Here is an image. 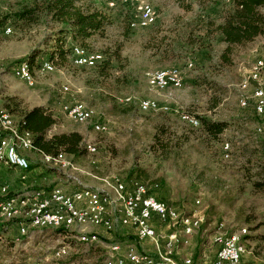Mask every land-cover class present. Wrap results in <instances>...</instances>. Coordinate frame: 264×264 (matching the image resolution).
Here are the masks:
<instances>
[{
    "label": "rangeland",
    "instance_id": "rangeland-1",
    "mask_svg": "<svg viewBox=\"0 0 264 264\" xmlns=\"http://www.w3.org/2000/svg\"><path fill=\"white\" fill-rule=\"evenodd\" d=\"M31 1L0 0V16L11 15L0 29V112L5 111L3 104L8 98L21 100L25 108L40 105L57 121L52 134L79 132L88 152H94L71 159L72 170H61L57 164L47 163L43 155L30 153L31 164L39 168L40 186L77 188L82 183L94 190H107V183L113 179L136 180L131 181V187L156 184L158 188L148 189H157L154 194L176 207L179 215L193 214L200 223L188 246H183L184 239L177 233L176 259H212L216 232L243 229L245 254L241 264H264V117H257L251 104L241 108L238 103L251 96L257 83L264 85V65L262 70H253L256 61V65L264 64V38L234 47L228 55L230 63L225 64L221 38L217 34L205 37L204 25L197 21L220 23L228 8L226 0H191L183 4L190 5L189 10L173 0H153L155 22L146 28L131 27L139 10L121 4V0H82L112 21L102 36L89 41V52L101 53L105 59V52L113 53L122 46L119 58L112 60L109 77H100L98 67L78 68L70 61L63 68L54 65V72L39 76L38 65L49 60L56 26L43 21L20 27L13 14ZM127 25L131 28L124 36ZM191 30L199 39L194 45L187 39ZM32 54L35 79L30 87L13 76V69ZM169 68L180 71L182 86L161 91L152 75ZM62 87L68 88L66 95ZM146 98L167 110L139 111L138 101ZM64 102H80L91 109L94 121L105 125L104 132H95L91 123L81 125L67 119L61 112ZM182 115L222 122L226 128L218 142L207 141L196 132L179 149L173 144L165 151L152 152L158 127L175 132V137L198 131L186 125ZM17 222L0 225V264H102L112 243L154 255L153 245L135 244L133 230L109 235L100 232L97 244H83L76 229L30 228L20 236ZM158 234L160 240L165 229Z\"/></svg>",
    "mask_w": 264,
    "mask_h": 264
},
{
    "label": "built area",
    "instance_id": "built-area-1",
    "mask_svg": "<svg viewBox=\"0 0 264 264\" xmlns=\"http://www.w3.org/2000/svg\"><path fill=\"white\" fill-rule=\"evenodd\" d=\"M121 4L141 8L142 11L147 9V4L141 3V0H121ZM256 63L257 61L254 65ZM163 78L166 80L164 75ZM252 90L257 94V102H251L250 108L257 117L262 118L264 112H260V105H264V96L261 95V90H255V87ZM144 100L157 105V110H167L160 104L148 101V98ZM180 119L189 120L196 127L194 117L182 115ZM22 150H31L28 149L26 138L18 135L16 139H9L4 131L0 132V154L2 151H9L14 158L24 163L28 160L22 158ZM57 157L66 160L67 166H72L71 159L64 155ZM107 186V190H96V195H87L72 187L65 189L55 186L48 189L39 186L15 194L6 187H0V225L4 223V216L8 212H21V220L17 222L20 236H25L30 228L55 229L56 220H64L63 229H76L77 239L83 244H97L100 232L109 235L117 230H138V237H134L135 244L149 243L154 246V255H149L134 251L129 246L124 247L121 243H112L108 246L102 264H108V259H115V264H231L232 258L242 261L245 252L238 251V241H243V235H246L243 229L231 233L216 232L214 236H221V243H213L212 238L216 253L212 259L204 257L196 260L192 256L176 259L175 250L178 247L175 246V237L179 231L187 230L176 227L180 211L170 203L158 199L154 194L156 190H149L148 186L140 192L131 191V181L116 180L107 183ZM192 217L193 214H190L189 218ZM161 228L165 229L166 234L160 241L158 233ZM55 256L58 257V254Z\"/></svg>",
    "mask_w": 264,
    "mask_h": 264
},
{
    "label": "trees",
    "instance_id": "trees-1",
    "mask_svg": "<svg viewBox=\"0 0 264 264\" xmlns=\"http://www.w3.org/2000/svg\"><path fill=\"white\" fill-rule=\"evenodd\" d=\"M173 1L181 8L190 9V5L183 6V4L191 0ZM13 17L22 28L38 25L43 21L56 26L55 31L51 35L53 40L50 39L53 45L52 50L48 54V61H52L51 63L58 68H63L69 61L72 64L70 56L73 46L89 51V41L95 36H102L105 29L112 25V21L106 13L85 4L82 0H32L29 5L22 6L20 11L14 13ZM9 18H11V15L8 14L0 16V29L4 27ZM202 23L205 37L217 34L221 38L222 43L225 45L221 60L223 63L229 64L228 55L234 47L246 46L258 38H264V0H229L228 8L223 14L220 23L215 24L209 19L197 21L198 25ZM128 27L130 25L126 26L124 36L128 34ZM192 34V30L187 33V39L190 40L191 45H194L195 41H199V39L193 37ZM121 47V45H118L113 53L105 52L106 58L104 59L103 57V60L91 69L98 67L100 77L108 78L112 68V60L119 58ZM165 55L166 57L168 56L167 52ZM34 61L35 54H32L28 57V60L19 64H26L33 73L32 65ZM3 109L12 118L15 117L17 119V121H14L18 131L32 135L33 149L25 153L29 162V170L34 167L29 159L32 152L40 154L41 157L43 155L58 158L57 156L64 155L72 160L83 158L89 153L86 147L87 144L84 143L83 137L79 132L52 134L51 131L57 126V121L52 113L46 111L43 107L25 108L22 106L21 100L8 98L3 104ZM195 118L198 120V127H191L185 124L191 129H198V131H190L193 133L189 134L182 132L179 137H175V132L171 133L167 128L158 127L153 134V144L150 146V150L152 152L165 151L173 144V147L179 149V147H183L189 141L190 134H196V132L207 141L218 142L219 136L226 128V125L204 117ZM128 180V182L136 181ZM140 182L145 183L143 181ZM145 184L148 185L147 183ZM154 186L158 188L156 184L148 185V187ZM157 198L160 199L159 197Z\"/></svg>",
    "mask_w": 264,
    "mask_h": 264
},
{
    "label": "bare ground",
    "instance_id": "bare-ground-1",
    "mask_svg": "<svg viewBox=\"0 0 264 264\" xmlns=\"http://www.w3.org/2000/svg\"><path fill=\"white\" fill-rule=\"evenodd\" d=\"M153 0H141V3L147 4L146 11H142L141 8H138L139 12L137 14L136 21H132L131 27L133 28H146L148 26H151L155 22V12L152 7ZM145 19V20H144ZM144 20V22H142ZM6 33H9V30L5 31ZM82 56V58L80 57ZM70 60L72 64L75 67L78 68H86L91 69L95 67L97 64H99L103 60V55L96 52H89L88 50H85L78 46H73L71 51ZM263 63H258V65H255L253 67L254 71H259L263 69ZM55 67L54 65L48 61V60H41L40 65L37 69V75L43 76L44 74H50L54 72ZM163 75L166 77V80H164ZM13 76L20 80L21 82L25 83L27 86H33L34 85V76L30 70V68L26 64H19L16 68L13 69ZM179 81H176V78ZM155 87L161 91H165L169 88L173 89H179L182 86V76L180 71L177 68H169L164 70H158L152 75ZM255 90H261V95L264 96V85L257 83V87ZM68 93L67 87H62V94L66 95ZM148 101L154 102L155 104H158L157 102L148 99ZM125 102H130V99H125ZM242 102V105H241ZM251 102H257V94L253 93L250 97H243L241 98L238 103L239 107L241 108H247L251 104ZM138 109L141 112H151L156 113L160 110H157V105H153L152 103L146 102L144 99H141L138 101ZM76 110H80L81 112H74ZM61 112L62 114L67 117V119L73 121L74 123L78 124H87L91 123V126L95 130V132L103 133L105 130V125L102 123H99L97 121H94V112L86 107L84 104L80 102H64L61 105ZM74 112V113H73ZM260 112H264V105H260ZM86 116V117H85ZM185 117H192L184 115ZM264 117V115H262ZM195 118V117H194ZM1 119L0 121V129L1 132L4 131V133L9 134L10 139H16L18 135L20 137L26 138L28 143V149L32 148V135L27 132H20L17 129L16 123L14 119L5 111L1 112ZM182 120V119H181ZM5 121V122H4ZM186 124H188L191 127H195L192 124H190L189 120H183ZM7 122V123H6ZM14 124V128H13ZM195 125L198 126V120L195 118ZM225 149H228V145L226 144ZM91 151L94 149L91 148ZM22 158H26L22 154ZM47 163L57 164L60 166V168H67V169H74L73 166H67V161H64L61 158H53L49 156H44L43 158ZM0 164H4L10 169H15L19 171H28L29 170V164L27 161L24 163L13 157V154L9 151H2L0 154ZM71 172V171H70ZM119 179H113L111 182H115ZM107 182V180H106ZM146 189L145 185L143 184H135L131 187L132 192H140L142 190ZM75 190H82L84 194L87 195H96V190L87 188L82 186V183H78L77 188ZM21 220V212H8L6 216H4V222L9 221H20ZM176 223L179 227V229H187L186 231H179V233L182 235V237L185 239V243L195 234L197 230L200 228V223L198 220L194 218H189V216H177ZM189 226V227H188ZM64 228V220H56L55 222V229H63ZM134 237H138V230H133ZM213 243H221V236H213ZM238 251L245 252L244 246L241 241H238ZM108 264H115V259H108ZM231 264H241V260L239 258H232Z\"/></svg>",
    "mask_w": 264,
    "mask_h": 264
},
{
    "label": "crops",
    "instance_id": "crops-1",
    "mask_svg": "<svg viewBox=\"0 0 264 264\" xmlns=\"http://www.w3.org/2000/svg\"><path fill=\"white\" fill-rule=\"evenodd\" d=\"M226 1L229 2V0ZM36 106H40V105H36ZM66 132H72V131H66ZM5 134L8 135L10 139L9 134L7 133ZM27 152H29V150H22V154L24 156L25 153ZM39 174H40L39 168L37 167H33L32 169L24 172L15 169H10L4 164H0V187H6L8 191L13 194L20 193L26 190H33L40 186V179H38L40 176ZM64 188L66 189V185L64 186ZM73 189H75V187ZM183 242L185 243V239ZM213 254H214L213 255L214 258L216 253Z\"/></svg>",
    "mask_w": 264,
    "mask_h": 264
}]
</instances>
